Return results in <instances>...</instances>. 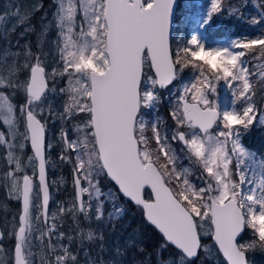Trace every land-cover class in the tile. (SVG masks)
Segmentation results:
<instances>
[{
  "label": "snow or ice",
  "instance_id": "6c2138e0",
  "mask_svg": "<svg viewBox=\"0 0 264 264\" xmlns=\"http://www.w3.org/2000/svg\"><path fill=\"white\" fill-rule=\"evenodd\" d=\"M53 3L40 33L56 31L52 59L43 41L34 50L9 39L18 28L20 38L34 32L32 16L43 5L19 3L0 14V182L22 198L18 226L0 231V240H15L0 264H129V253L131 264H253L250 253L264 254V157L242 137L264 126V0H253L257 14L247 21L259 27L225 43L207 36L218 22L245 20L249 0H193L183 35L174 31L178 0ZM221 85L231 97L223 105ZM162 90L167 119L157 115ZM49 120L62 125L56 145L46 143ZM54 146L73 165L74 197L50 215L45 149ZM104 177L162 243L149 250L133 232L109 244L92 225L114 232L126 212L117 192L102 190ZM66 216L67 233L57 223Z\"/></svg>",
  "mask_w": 264,
  "mask_h": 264
},
{
  "label": "rangeland",
  "instance_id": "374dc122",
  "mask_svg": "<svg viewBox=\"0 0 264 264\" xmlns=\"http://www.w3.org/2000/svg\"><path fill=\"white\" fill-rule=\"evenodd\" d=\"M179 1V0H178ZM193 2V0H181V3H179L180 7L177 10L175 17H174V24H181L183 25V33L185 34L186 31H188V26L184 22V12H185V6ZM198 3H203L204 0H196ZM19 3H25V4H34V5H43L39 9V11H36L35 14L32 16L31 24L34 26L35 31L28 33L23 38L19 37V32L23 31V28H18L16 33L11 34L9 39L13 42H15L17 39H20L21 45L24 44L26 41L30 42L33 49L35 50L36 45L38 42L43 41V49L46 52H50L51 55L49 56V59H52L55 56V49L53 45V41L56 39V31L54 29H51L48 31L46 37H42L40 35L42 31V24L47 23L49 20L52 19V14L55 11V5L53 3V0H0V14H3L5 11H8L9 9L15 10L14 6ZM45 13H47V18L42 20V17H44ZM209 43H225L228 40L232 39V37L226 38L225 36H218L215 34L214 30L211 29V34L207 36ZM5 41L0 40V47L4 46ZM188 76L185 74V81L187 80ZM60 86L63 87L64 84L61 81ZM171 87V86H170ZM220 94V101L221 104H225L228 99H230V90L224 87L223 85L220 86L218 89ZM259 94V93H258ZM168 96L167 90L161 91V97L166 102L167 107H164L166 110V114L168 115L169 112V103L166 97ZM63 98H57L56 104L57 106L60 104L61 100ZM260 99V98H258ZM17 103H22L23 99L22 97H17L16 100ZM170 121V120H169ZM171 122V121H170ZM62 127L61 123L59 121L49 120L48 121V129L46 132V143L48 141H51L54 145H56L57 140L59 139V130ZM247 147V146H246ZM250 151H253L249 147H247ZM59 152L60 148L59 146H54L52 149H45L46 157H50V162L46 164V171H47V182L49 185V193L50 198L54 197L51 201L49 199V205L48 210L49 214L51 215L52 212L56 211L58 206L63 203L65 206L70 205L72 199H73V189H72V183L66 181L63 177L57 176L56 171L60 168L57 164V162H61L64 165H68L67 167L71 171L73 168V165L71 163L62 162L59 159ZM6 154V150L4 147L0 146V173L4 171V156ZM17 155H20L19 152H17ZM32 155L29 147L25 149L24 152V163L27 164L26 156ZM259 157V156H258ZM187 163V161H185ZM26 171L29 175H32V167L29 165L26 168ZM55 181V183H53ZM62 181V182H61ZM65 181L67 182V189H70L72 191V194L70 195L69 200H67V197L63 194V186L65 184ZM34 184H37L36 178L34 177ZM102 190L107 192L108 190H112L111 185H103L101 183ZM34 198H35V192H34ZM125 199V198H124ZM19 212V202L18 199H16L14 196L10 197L8 194V189L3 186L2 182H0V229L2 232H11L12 231V225L15 223L18 226V219L17 215ZM51 223V221H49ZM59 230L66 232L69 231L70 228L73 227V223L70 217H65L64 222L61 225L59 221H57ZM7 225V227H5ZM92 225L94 227H99L98 223L96 221H92ZM246 239V238H245ZM67 242V241H65ZM111 244L112 242H108ZM206 243H210V241H206ZM15 244V240L12 237H9L7 234H5L3 240H0V245L4 248V253L0 254L3 256V259L6 262H9V258L12 255L11 249H13ZM36 249H34L35 251ZM132 261V254L129 256V262L131 264ZM220 261L222 262V258L220 257ZM195 264H201L200 259H197V263Z\"/></svg>",
  "mask_w": 264,
  "mask_h": 264
},
{
  "label": "trees",
  "instance_id": "16d2710c",
  "mask_svg": "<svg viewBox=\"0 0 264 264\" xmlns=\"http://www.w3.org/2000/svg\"><path fill=\"white\" fill-rule=\"evenodd\" d=\"M179 3H181V0L178 1V4ZM245 12H246L245 20L232 19L227 25L218 22L217 26L212 28L215 34L218 36H225L226 38L232 37V39H234L242 33L251 32L253 27H259V26H252L250 25V23L247 22L251 16H255L257 14L256 9L253 6V0H249L248 7L245 9ZM225 19H227V17H225ZM177 30L179 35L184 34L183 25L174 24V31ZM258 98H260L259 94H257L256 97L257 101H259ZM164 107H167V104L163 100V102L159 105V112L157 113V115L167 119L168 115L166 114L167 112ZM242 142L245 146L249 147L255 153H257L259 157H264V126L256 124L253 127H251L250 130L243 135ZM57 164L60 167L56 171L57 176L63 177L64 179H66V181L69 180V182H71L72 170L70 171L69 168L67 167L68 165H64L61 162L60 163L57 162ZM66 181L62 190H63V194L67 197V200H69L68 197H70L72 191L70 189H67L68 184ZM101 183L103 185H111L113 192H117L115 187L108 181L106 177L101 178ZM117 195L119 196L120 203L124 204L126 208V212L124 214L123 219H121L119 222L116 223L114 232L111 231L110 228H105L103 223L98 224L99 228L104 230L106 240L108 242H112L117 237L123 240L130 233L137 232L143 236L144 241L149 250L162 243L161 235L149 223H147L143 219L140 209L130 202H125V199L118 192ZM53 198L54 197L50 198V201ZM106 208L110 210L111 206L106 205ZM245 238L247 239V236ZM171 251L172 249H169V253ZM130 255L131 253H129L127 256L128 262ZM249 259L253 262V264H264V254H261L259 252L250 253ZM195 263H197V260L195 261Z\"/></svg>",
  "mask_w": 264,
  "mask_h": 264
},
{
  "label": "water",
  "instance_id": "95a60500",
  "mask_svg": "<svg viewBox=\"0 0 264 264\" xmlns=\"http://www.w3.org/2000/svg\"><path fill=\"white\" fill-rule=\"evenodd\" d=\"M28 147H29V149H30V151H31V153H32V150H31V147H30V144L28 145ZM32 155H33V153H32ZM35 171H36V176H35V178H36V181H37V184H38V167L35 169ZM71 178H72V183H73V172H72V174H71ZM108 179V178H107ZM109 180V179H108ZM46 181H47V171H46ZM110 181V180H109ZM111 183H112V185L115 187V189L117 190V186L114 184V182H112V181H110ZM73 193H74V187H73ZM122 196V195H121ZM123 197V196H122ZM42 198V197H41ZM124 198V197H123ZM18 202H19V212H18V215H17V219H18V217H19V215L21 214V212H22V198L21 199H18ZM130 203H132V202H130ZM133 205H134V203H132ZM141 215H142V217H143V214H142V212H141ZM143 219L145 220V218L143 217ZM146 221V220H145ZM147 222V221H146ZM148 223V222H147ZM151 225V224H150ZM152 226V225H151ZM153 228H154V226H152ZM155 229V228H154ZM156 230V229H155ZM0 231H1V229H0ZM157 231V230H156ZM158 232V231H157ZM159 233V232H158ZM160 234V233H159ZM161 235V234H160ZM162 237V236H161ZM221 258H222V256H221Z\"/></svg>",
  "mask_w": 264,
  "mask_h": 264
},
{
  "label": "flooded vegetation",
  "instance_id": "af4514ba",
  "mask_svg": "<svg viewBox=\"0 0 264 264\" xmlns=\"http://www.w3.org/2000/svg\"><path fill=\"white\" fill-rule=\"evenodd\" d=\"M71 183H72V180H71ZM72 188H73V186H72ZM63 230H64V232H66L64 228H63ZM66 233H67V232H66ZM65 243H66V242H65Z\"/></svg>",
  "mask_w": 264,
  "mask_h": 264
}]
</instances>
